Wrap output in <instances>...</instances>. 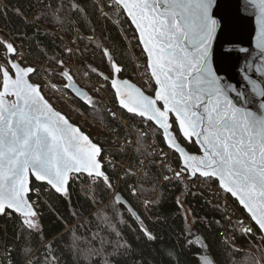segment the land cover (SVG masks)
<instances>
[{
  "label": "snow or ice",
  "instance_id": "obj_1",
  "mask_svg": "<svg viewBox=\"0 0 264 264\" xmlns=\"http://www.w3.org/2000/svg\"><path fill=\"white\" fill-rule=\"evenodd\" d=\"M245 4V11L251 9L248 14L255 15V51L250 53L244 47L237 50L244 55L236 68L235 82L217 68L216 42L231 23L223 0H108L107 7L113 14L126 17L135 28L146 55V82L154 94L146 95L140 87L119 79L122 69L113 62L108 49H103V55L110 63L111 76L100 73L104 81L110 80L120 108L148 126L154 125L167 147L178 155L179 170L168 167L174 177L166 175L165 180L187 176L205 183L214 181L220 192L247 214L234 222L226 216L233 235L229 239L221 233V237L233 252L243 251L235 247L237 232L248 239L250 247L264 251V0H245ZM71 7L84 11L76 3ZM50 62L55 67L43 70L48 81L41 85L33 79L39 70L24 62L12 42L0 40V214H17L29 235L42 236L38 201L31 200L30 193L35 191L39 197V185H46L44 191L54 190L70 200V182L86 174L93 203L102 202L95 198V186L101 183L112 199L93 213L96 231L89 239L78 234L76 227L70 230L69 249L74 258H83L89 264L94 257L100 258V264H113V257L132 252L120 230L126 221L119 208H126L128 215L139 222L143 238L154 242L157 237L116 191L105 171L107 157L102 146L43 94L48 87L62 92L52 82L58 75L64 81L62 94L70 92L94 110L98 104L75 84L73 70L63 59L56 57ZM112 116L115 118L116 113ZM181 137L198 145L200 154L189 153L181 145ZM33 179L39 182L35 189ZM129 190L133 196L139 195L136 187L129 185ZM144 203L149 209L151 202ZM177 204L182 208L179 198ZM224 211L227 213V205ZM73 215L79 218L74 210ZM92 222H82L80 227ZM184 231L187 237L194 236V240H187L186 247L199 246L198 264H215L202 238L188 227L187 215ZM113 235L114 241L110 239ZM82 242L88 247L82 248ZM52 243L45 245V264H60ZM23 252L27 264H33L31 248ZM241 264H249V258L245 256ZM255 264H264V260L257 259Z\"/></svg>",
  "mask_w": 264,
  "mask_h": 264
},
{
  "label": "trees",
  "instance_id": "obj_2",
  "mask_svg": "<svg viewBox=\"0 0 264 264\" xmlns=\"http://www.w3.org/2000/svg\"><path fill=\"white\" fill-rule=\"evenodd\" d=\"M73 3L78 4L84 11L72 10ZM58 7H61V10L56 13ZM106 9L109 16L101 13L100 7L94 0H0V40H14L20 44L30 59L45 62L43 67H36L39 72L33 79L38 83L43 76H46L44 69L55 67L50 62L52 58L63 59L66 66L72 68L74 81L85 88L98 104L94 110L74 97H72L73 102L93 121L111 126L116 134L126 139L130 134L129 130L123 128L119 120L112 116L102 96L92 91L77 76L79 74L85 77V73H88L85 78L100 80L113 106L134 123L136 117L118 107L109 83L102 79L100 73L111 76L110 63L103 55V49H108L113 62L122 69L118 76L122 79H132V59L123 36L130 38V36L135 37L136 34L126 17L119 19L107 5ZM30 15L31 20L27 19ZM111 18L117 21L118 26ZM73 30L80 35H92L93 39L90 41L80 35L73 36ZM70 37L75 43L72 45L73 52L67 53L64 40ZM133 44H137L136 39ZM72 63L75 67L71 65ZM93 68L96 72L92 71ZM52 82L63 91L64 81L58 75L52 79ZM148 94L151 95L153 92ZM60 111L67 118L69 117L67 106ZM132 128L135 130V137L129 155L128 147L120 148L119 144L110 137L103 136L97 143L104 149L105 156L114 161L113 164L105 162V171L112 178L116 191L139 215L143 226L147 227L157 239L149 242L143 238V234L139 231V222L133 220L125 208H119L126 221V224L120 226V230L123 240L131 246L132 252L130 255L113 257V264H137V262L177 264V258L178 264H198L200 254L198 245L186 247L187 240H194V236L187 237L184 231V210L188 213V227L192 233L203 239L207 245V254L215 260V264H233V261L241 264L245 256L249 258V264H255L257 259L264 260V251L250 247L248 239L242 237L239 232L235 233V247L243 251L233 252L222 242L221 233H224L225 229L228 238L231 239L233 235L231 224L225 221V214L220 207L208 204L209 195L205 191L193 189L180 181L159 183V172L152 160L153 155L149 153L146 137L137 131L136 126ZM152 128L157 138L163 142L160 132L155 126ZM86 133L90 137V133ZM180 143L189 152L198 153V148L193 142L188 143L180 138ZM174 156L178 161L175 154ZM123 163L126 167L121 169ZM116 178H119L118 181ZM32 183L33 187L39 184L34 180ZM129 185L136 187L138 196L132 195ZM39 186L45 201L37 209L40 213L42 236L37 233L29 235L17 214L10 211L9 215L0 214V256L9 264H27L28 258L23 250L31 248L33 264H45L48 256L45 245L53 242L52 248L59 257L60 264H89V261L83 258L73 257L69 249L70 230L76 227L78 234L85 240L89 239L96 231L93 213L98 208H105L112 199H110L111 195L104 191L101 183L95 186V198L102 202L98 205L93 203L89 198L91 191L86 177L77 182H70V200L55 193L54 190L44 191L45 185ZM177 198L181 201L182 208L177 204ZM143 200L151 202L149 209L143 206ZM73 210L78 215V219L73 215ZM107 211L109 215L112 214L111 208ZM88 220H92V224L84 223L83 227H80L82 222ZM110 239L114 241L115 236H111ZM256 243L258 244L259 241L256 240ZM81 247L86 248L88 244L82 242ZM108 250L111 251V248ZM90 264H100V258L94 257Z\"/></svg>",
  "mask_w": 264,
  "mask_h": 264
},
{
  "label": "built area",
  "instance_id": "obj_3",
  "mask_svg": "<svg viewBox=\"0 0 264 264\" xmlns=\"http://www.w3.org/2000/svg\"><path fill=\"white\" fill-rule=\"evenodd\" d=\"M98 6L101 9V13L107 14L106 5L108 4V0H94ZM32 15V14H31ZM28 16L27 19L31 20L32 16ZM124 16L119 17V19H123ZM41 18H39V21ZM111 20L114 22V24H117V21L113 18ZM95 31V30H94ZM80 35L76 30H73V36ZM72 36V37H73ZM83 37V39H87L89 37H93L92 35H80V37ZM72 37L65 38V43L67 45V48L73 49L74 43ZM125 45L130 53L132 62H133V76L130 81H132L137 87H140L142 90L145 91V93L151 92V89L149 88V84L146 82V59L145 56L140 48V45L133 44V46H130V42L137 40V37L131 36L130 38H127L123 36ZM12 42L16 48L17 51L23 54V60L26 64H29L33 67H43L45 64L44 61L39 60H33L30 59L23 49L21 48L20 44L14 40L10 41ZM72 66L75 67V64L72 63ZM77 76L80 78V80L87 86H89L93 91L99 93L106 104L108 105V108L111 113H116V118L121 123V126L124 128H127L129 130V136L126 139H123L121 136L115 133L114 129L111 126H104L102 124H98L93 119H91L88 114H86L84 111H82L72 100V94L71 93H63L62 92H54L51 87L44 89V95L51 101L55 102V107L58 110H61L64 106L68 107V115L69 120L72 123L80 127V129L83 131V129L87 126V122L90 123V125L93 127V132L91 134V139L97 143L100 141L101 137L106 136L113 139L116 143L119 144L120 148L128 147V155L130 154L132 147H133V139L135 137V130L132 128V126H136L137 131L144 135L146 133V144L148 146L150 154L153 155L152 160L155 163L156 168L159 172V183H170L173 181H180L184 185L189 186L193 189L202 190L205 191L208 196V204L214 205L216 207H220L221 210H223L225 214V221L229 223L230 221L226 218V216H230L232 221H235L237 218L245 219L246 214L239 208V206L233 201V199L228 196L225 197L224 194L220 192L215 182L212 183H205L202 179H195V178H187V176L184 177L183 180H178L175 178L165 180L164 177L167 175L169 177H174V173L172 171L168 170V167H171L174 170H179L180 163L179 161H176L175 156L173 152L158 138L157 135L152 128V126H148L146 123L142 122L141 118H136L133 120L134 123L129 121L126 117H124L120 111H118L113 104L110 102V99L108 97V94L105 92L104 87H101L102 82L96 78L93 79H87L84 76H80L77 74ZM48 81V78L43 76L41 78V81L39 82L41 85H44ZM154 86V85H153ZM99 89V91H97ZM150 95V94H149ZM153 95V94H151ZM98 144V143H97ZM110 159L112 161V164L114 163L112 158H107L106 160ZM105 160V162H106ZM126 163V161H125ZM121 164V169L126 167V164ZM83 177H86L85 175H82L80 179L73 180L71 182H77L79 180H82ZM119 178H116L118 181ZM88 184L90 183L87 178ZM136 185V184H135ZM36 187V186H35ZM34 187V189H35ZM47 186H45L46 188ZM31 200L38 201L37 209L45 203V201L42 198V193H40L39 197L37 196L36 192L33 191L30 193ZM112 196L110 197V199ZM146 200H143V206H145ZM225 205H227V213H225L224 208ZM234 213V214H233ZM224 235L228 237L226 229L224 230ZM0 264H9L8 262H4L3 258L0 256Z\"/></svg>",
  "mask_w": 264,
  "mask_h": 264
},
{
  "label": "water",
  "instance_id": "obj_4",
  "mask_svg": "<svg viewBox=\"0 0 264 264\" xmlns=\"http://www.w3.org/2000/svg\"><path fill=\"white\" fill-rule=\"evenodd\" d=\"M223 2L228 5V10L231 14V23H230L228 29L220 35L218 41L216 42L217 68L220 70V74L224 75L230 82H235V80H236V68L242 62L243 55H244V54L239 53L237 50L241 47H244V48H248L250 53L255 51V49L253 47V41H254V38L256 36V21H255V15L248 14L251 11V9H248L247 11H245V9L247 8V5L245 4V0H223ZM128 22L131 25V22L129 20H128ZM131 27L133 28V30L135 32L134 26L131 25ZM135 34H136V32H135ZM136 37H137V41H138V35L137 34H136ZM138 44H139V41H138ZM140 48L143 52L142 46H140ZM144 56L146 59L145 54H144ZM105 76H107V75H105ZM118 78L121 80H125V79L120 78L119 76H118ZM254 78H256V77H254ZM126 80H128L130 83L135 85L129 79H126ZM107 82L109 83L110 89L113 92V95L115 97L114 90L111 88L110 80ZM75 84L81 90L88 93V91L86 89L80 87V85L78 83L75 82ZM145 94L149 95L147 93H145ZM115 100H116V98H115ZM116 102H117L118 107L120 108L119 102L117 100H116ZM120 109H122V108H120ZM122 110L125 111L127 114L134 115L132 113H128L125 109H122ZM135 117H137V116H135ZM138 118H140V117H138ZM160 135H161V138L163 140L162 133H160ZM163 143L165 144L164 140H163ZM195 146L198 148V153H191L184 146L183 147L189 153L199 155L200 154L199 147L196 144H195ZM175 155L179 161L178 155L177 154H175ZM179 163H180V161H179ZM83 175L86 176V174H83ZM202 241H203V239H202Z\"/></svg>",
  "mask_w": 264,
  "mask_h": 264
},
{
  "label": "rangeland",
  "instance_id": "obj_5",
  "mask_svg": "<svg viewBox=\"0 0 264 264\" xmlns=\"http://www.w3.org/2000/svg\"><path fill=\"white\" fill-rule=\"evenodd\" d=\"M131 37V36H130ZM136 37V36H135ZM130 46L132 47L133 46V42H130ZM132 66H133V62H132ZM46 77V76H45ZM105 92H106V89L104 88ZM93 91V90H92ZM107 93V92H106ZM94 100L96 101V99L94 98ZM69 119V117H68ZM74 120H72L73 122ZM90 133V137H91V134L93 132V127L90 125L89 122H87V126L83 129V132L86 133V132ZM87 134V133H86ZM102 138V137H101ZM101 140V139H100ZM150 153V152H149ZM106 162H108V160H106ZM184 213H185V216L187 215L188 216V213L187 211L184 210Z\"/></svg>",
  "mask_w": 264,
  "mask_h": 264
}]
</instances>
